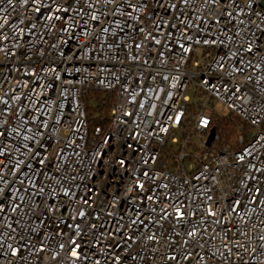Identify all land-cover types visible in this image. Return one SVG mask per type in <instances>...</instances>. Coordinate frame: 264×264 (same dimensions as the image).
Wrapping results in <instances>:
<instances>
[{
  "label": "built area",
  "instance_id": "1",
  "mask_svg": "<svg viewBox=\"0 0 264 264\" xmlns=\"http://www.w3.org/2000/svg\"><path fill=\"white\" fill-rule=\"evenodd\" d=\"M0 264H264V0H0Z\"/></svg>",
  "mask_w": 264,
  "mask_h": 264
},
{
  "label": "trees",
  "instance_id": "2",
  "mask_svg": "<svg viewBox=\"0 0 264 264\" xmlns=\"http://www.w3.org/2000/svg\"><path fill=\"white\" fill-rule=\"evenodd\" d=\"M113 101V94L101 91L95 92L94 95L87 97L85 103L91 126L101 124L107 127L109 125V113ZM239 123H241L239 120H233L232 118H214L213 126H216L217 132L221 134V143L228 142L233 137L236 126Z\"/></svg>",
  "mask_w": 264,
  "mask_h": 264
},
{
  "label": "rangeland",
  "instance_id": "3",
  "mask_svg": "<svg viewBox=\"0 0 264 264\" xmlns=\"http://www.w3.org/2000/svg\"><path fill=\"white\" fill-rule=\"evenodd\" d=\"M189 95H190L192 98H194V88H193V87H191V89H190V91H189ZM216 110H217L219 113H221V112L223 111V107H216ZM229 140H230V139H229ZM194 143H195L197 146L200 145V141H198V140H196V139H194ZM188 150H190V149H188Z\"/></svg>",
  "mask_w": 264,
  "mask_h": 264
},
{
  "label": "water",
  "instance_id": "4",
  "mask_svg": "<svg viewBox=\"0 0 264 264\" xmlns=\"http://www.w3.org/2000/svg\"><path fill=\"white\" fill-rule=\"evenodd\" d=\"M214 136H215V130H212L211 131V134H210V136L208 138V144H211L212 143V141L214 139Z\"/></svg>",
  "mask_w": 264,
  "mask_h": 264
},
{
  "label": "snow or ice",
  "instance_id": "5",
  "mask_svg": "<svg viewBox=\"0 0 264 264\" xmlns=\"http://www.w3.org/2000/svg\"><path fill=\"white\" fill-rule=\"evenodd\" d=\"M75 255V253H73Z\"/></svg>",
  "mask_w": 264,
  "mask_h": 264
}]
</instances>
